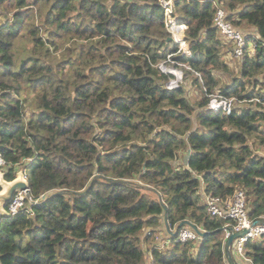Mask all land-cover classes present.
Listing matches in <instances>:
<instances>
[{"label":"trees","instance_id":"1","mask_svg":"<svg viewBox=\"0 0 264 264\" xmlns=\"http://www.w3.org/2000/svg\"><path fill=\"white\" fill-rule=\"evenodd\" d=\"M161 1L0 0L2 172L24 170L36 202L0 218V264H230L228 221L204 196L243 190L264 217V0H172L189 55L168 41ZM218 7L255 46L236 70ZM164 63L184 71L179 88L166 90ZM216 94L231 114L208 108ZM165 222L206 235L183 243ZM245 251L264 264V234Z\"/></svg>","mask_w":264,"mask_h":264},{"label":"built area","instance_id":"2","mask_svg":"<svg viewBox=\"0 0 264 264\" xmlns=\"http://www.w3.org/2000/svg\"><path fill=\"white\" fill-rule=\"evenodd\" d=\"M162 6L165 9L166 24L172 34V38L176 43H179L180 51L182 54L189 55L188 45L185 40V33L187 25L180 24L173 16V1L162 0ZM214 25L218 29L220 35L232 45L233 54L237 59H244L249 51L252 55L255 51L253 43L248 41V35L235 28L232 22L228 19L226 10L222 7L217 8V12L214 18ZM160 69L166 73L171 74L174 78L165 83V88L168 91L179 88L181 85V79L177 74V70L167 64H162ZM235 106V100L232 98H226L220 94L213 95L210 98L208 108L214 112H222L229 115L233 112ZM7 167V162L0 154V170ZM30 194L28 192L17 193L13 200L9 203L7 211L10 216H15L26 205L27 202L31 203ZM204 203L207 207V211L215 217L222 218L228 221L225 226L226 238L232 235V233H239L243 230H248L246 234L237 238L234 241L233 248L237 255L244 259L249 260L246 257L245 243L250 239H257L264 234V217L261 220L254 221L249 215L248 200L245 191L238 190L229 197H220L205 195ZM178 240L180 242L200 241L203 239L193 228L184 227L178 232ZM170 244V241L164 243V245Z\"/></svg>","mask_w":264,"mask_h":264},{"label":"water","instance_id":"3","mask_svg":"<svg viewBox=\"0 0 264 264\" xmlns=\"http://www.w3.org/2000/svg\"><path fill=\"white\" fill-rule=\"evenodd\" d=\"M168 41L173 42L174 39L172 37H170L168 39ZM191 156V150L188 151L187 155L184 158V162L186 165H188L189 162V158ZM0 186H1V190H0V218L5 216V217H9V213L7 211V207L9 205V203L13 200L14 196L17 193H21V192H28L29 193V183L28 180L26 178L25 175V171L21 170L18 172L17 177L12 180V181H8L5 179V173H3L0 170ZM31 198V197H30ZM31 203L35 204L36 202L33 201L32 199ZM166 223V228L168 230L169 233H171L172 235H177V232L179 229H177L176 231H172L167 222ZM262 224H264V221L262 222ZM183 226V224L180 225L179 228H181ZM192 228L203 238L206 233L204 231H202L201 229L197 228V227H193ZM248 232V230H243L242 232L239 233H232V235L229 237L227 244H226V254L228 257V261L230 264H237V262L235 261L234 257H233V253H232V247L234 244V241L243 236L244 234H246Z\"/></svg>","mask_w":264,"mask_h":264},{"label":"rangeland","instance_id":"4","mask_svg":"<svg viewBox=\"0 0 264 264\" xmlns=\"http://www.w3.org/2000/svg\"><path fill=\"white\" fill-rule=\"evenodd\" d=\"M3 20H4V16L3 14L0 12V26L2 25L3 23ZM242 32H247V30L245 29H241ZM27 44H26V40L25 39H21L19 40V43H18V47H17V54L23 56L26 49H27ZM230 48V47H229ZM232 48V47H231ZM226 61L227 63L230 65V67L234 70H236V68L238 67V64H239V59H237L233 52L229 53L227 55V58H226ZM177 70V74L179 75L180 79H181V82L179 83V85H182L184 82H185V73L184 71L180 68L176 69ZM222 76V74H221ZM225 81H229V76H225ZM186 89L189 93V97L190 99L193 101V102H196L198 101L199 99H201L202 97V93H201V90L193 84V79L191 81H189V83L186 84ZM169 233V232H168ZM156 241L158 243H160L161 245H164V243H167L169 242V236L164 232H160L158 233V235L156 236ZM198 243V242H197ZM168 245V244H166ZM147 248V247H145ZM149 259V255H148V258L147 260ZM148 263V262H147ZM149 264V263H148Z\"/></svg>","mask_w":264,"mask_h":264},{"label":"crops","instance_id":"5","mask_svg":"<svg viewBox=\"0 0 264 264\" xmlns=\"http://www.w3.org/2000/svg\"><path fill=\"white\" fill-rule=\"evenodd\" d=\"M203 201H204V199H203ZM245 261V260H244ZM244 264H251V261L250 260H246L245 262H244Z\"/></svg>","mask_w":264,"mask_h":264}]
</instances>
